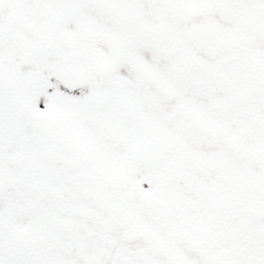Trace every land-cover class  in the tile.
Wrapping results in <instances>:
<instances>
[{"label": "snow or ice", "instance_id": "snow-or-ice-1", "mask_svg": "<svg viewBox=\"0 0 264 264\" xmlns=\"http://www.w3.org/2000/svg\"><path fill=\"white\" fill-rule=\"evenodd\" d=\"M0 264H264V0H0Z\"/></svg>", "mask_w": 264, "mask_h": 264}]
</instances>
